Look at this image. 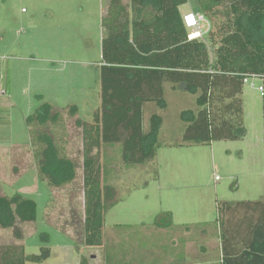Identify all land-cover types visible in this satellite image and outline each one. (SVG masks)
Returning a JSON list of instances; mask_svg holds the SVG:
<instances>
[{"label": "rangeland", "instance_id": "1", "mask_svg": "<svg viewBox=\"0 0 264 264\" xmlns=\"http://www.w3.org/2000/svg\"><path fill=\"white\" fill-rule=\"evenodd\" d=\"M109 1L0 0V196L20 194L38 204L35 222L18 223L22 239L14 237L13 229L0 227V245L24 246L27 255L51 249L47 261L28 264H80L82 257L90 264H222L220 207L264 200V98L259 78L249 79L243 89L246 135L241 140L180 143L181 111L198 107L194 96L169 91L160 148L152 161L127 167L119 145L104 146L103 247L82 243V170L75 183L62 188L38 177L26 119L42 102L65 108V124L50 129L63 137L58 143L63 152L82 164L81 130L69 106L77 105L78 118L86 122L101 108L102 18ZM129 1L124 3L130 9ZM182 10L200 13L198 1L188 0ZM227 10L220 7L208 17L210 32L203 39L209 46L211 39L218 43L231 28ZM154 111V105L146 108V133ZM168 215L173 225L157 227L160 221L168 224ZM256 218L240 210L228 217V227L246 237L245 225Z\"/></svg>", "mask_w": 264, "mask_h": 264}, {"label": "trees", "instance_id": "2", "mask_svg": "<svg viewBox=\"0 0 264 264\" xmlns=\"http://www.w3.org/2000/svg\"><path fill=\"white\" fill-rule=\"evenodd\" d=\"M197 1L199 14L206 19L228 6L231 28L218 43L211 39L214 56L203 38L189 37L179 10L188 0H130L131 11L124 0L107 3L99 66L101 108L92 122H86L78 118L77 105L69 106L70 116L81 130L82 164L63 152V145H58L63 137L50 129L65 124V108L42 102L26 119L42 182L62 188L75 183L82 170L83 246L99 248L105 244L104 146L119 145L127 167L146 164L157 155L164 120L157 113L150 115L146 133L147 104L167 109L169 91L196 98L197 110L181 111L184 127L178 139L185 145L238 141L246 135L245 80L259 78L264 89V0ZM262 95L264 98V92ZM107 190L115 196L112 188ZM240 210L257 214L255 222L245 225L249 226L246 237L240 236L239 229L228 227V217ZM37 217L36 201L20 194L0 196V227L13 229L17 240L23 238L18 223L35 222ZM168 217V224L160 221L156 226H172ZM218 220L222 264H264V200L224 204ZM45 241L49 242L48 236ZM51 255L50 248H43L40 255H27L24 246L0 245V264L43 263ZM80 264L90 262L82 257Z\"/></svg>", "mask_w": 264, "mask_h": 264}, {"label": "built area", "instance_id": "3", "mask_svg": "<svg viewBox=\"0 0 264 264\" xmlns=\"http://www.w3.org/2000/svg\"><path fill=\"white\" fill-rule=\"evenodd\" d=\"M183 23H184L185 27L189 31H191L190 32L191 36L198 34L199 37H197V38H203L204 35H207L210 32V24H209L208 19H206L205 16H203L201 14H196L193 11H188L183 16ZM254 78H251V79H254ZM245 82L248 83L249 79H246ZM252 86H254V85L252 84ZM259 91L263 94V92H264L263 87L260 86ZM216 180H219V178L216 177Z\"/></svg>", "mask_w": 264, "mask_h": 264}, {"label": "crops", "instance_id": "4", "mask_svg": "<svg viewBox=\"0 0 264 264\" xmlns=\"http://www.w3.org/2000/svg\"><path fill=\"white\" fill-rule=\"evenodd\" d=\"M129 4H130V1H129ZM184 6H186V5H184ZM184 6H181L180 8H179V10H180V13H181V15H182V18H183V16L188 12V11H190V10H188V11H183L182 10V8L184 7ZM129 8V7H128ZM130 11H131V6H130V9H129ZM198 14H199V12H198ZM188 32L190 33L191 31H189L188 30ZM190 36H191V33H190ZM189 36V37H190ZM190 39H195V37H190ZM102 58V57H101ZM101 65V63L99 64V66ZM167 102H168V99H167ZM150 105H154V104H147L146 105V107H145V111H146V108L148 107V106H150ZM155 106V108H156V111H154V112H152V114H154V113H157V114H159V115H161L162 117H163V120H164V122H163V127H162V130H161V133L163 132V129H164V125H165V123H166V121H165V118H166V116H165V113H166V111L168 110V108L167 109H165V110H161L157 105H154ZM79 108V107H78ZM79 112H81V110H80V108H79ZM151 114V115H152ZM150 118V117H149ZM145 123H146V115H145V118H144V128H145ZM160 133V134H161Z\"/></svg>", "mask_w": 264, "mask_h": 264}, {"label": "bare ground", "instance_id": "5", "mask_svg": "<svg viewBox=\"0 0 264 264\" xmlns=\"http://www.w3.org/2000/svg\"><path fill=\"white\" fill-rule=\"evenodd\" d=\"M193 37H195V38H196V37H199V35H198V34H195V35H193Z\"/></svg>", "mask_w": 264, "mask_h": 264}]
</instances>
